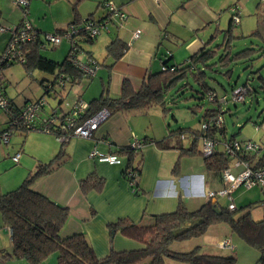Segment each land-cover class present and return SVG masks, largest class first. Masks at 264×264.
Wrapping results in <instances>:
<instances>
[{"label":"trees","instance_id":"trees-1","mask_svg":"<svg viewBox=\"0 0 264 264\" xmlns=\"http://www.w3.org/2000/svg\"><path fill=\"white\" fill-rule=\"evenodd\" d=\"M105 5L106 2L103 4V15L96 17L95 14H91L87 19L95 20L101 24L111 19L113 13H110V10L108 12ZM117 7L122 6L117 5ZM232 12L233 17L235 15L238 17L239 10L233 9ZM233 17L227 29L221 30L218 35L215 31L205 47L191 55L185 62L180 64L171 61L165 62L159 70L150 72L139 87H136L130 79L125 78L121 84L119 97H111L109 82H103L101 94L87 102L88 108L80 114L79 119L76 118L77 124L93 116L103 107H109L114 113L117 110H141L156 106L167 113L170 110L168 107L169 99L174 103L190 88L195 91L191 96L192 98L206 99L216 106L203 109L199 128L179 127L170 131V136L178 135L182 138L181 140L189 141L187 145L185 143L178 146L180 158L201 156L206 169L215 172L221 178L226 169H230L236 174L245 168V164L249 166L263 165L264 144L261 142H256L259 148L250 152L240 150L231 155L227 151H223L227 141L232 144L242 142L236 137L243 125L239 127L237 133L228 135L223 114L228 110L224 108L229 102L244 103L248 96L252 97L256 92L248 83L249 79L245 84L232 86L231 90L233 93L239 87L247 88L244 101H235L232 95L230 97L226 95L228 101L226 103L221 102L220 95L208 83L209 78L213 79L210 72L224 73L230 78L233 73L232 66L235 63L255 60L254 55L258 52L255 47H246L234 52L236 40L243 36L235 34L239 21L236 23ZM87 19L81 21L78 15H75L69 25L54 32L53 35L58 34L70 40V47L63 60H56L42 53V49H46L51 43L46 38H41L40 32L35 27L37 35L20 43L21 51L12 62L1 60L2 53L13 40L12 30L5 49L0 53V84L3 95L9 100V106L6 110L0 108L7 115L5 128L0 132L9 131L11 139L16 133L26 135L30 131L48 132L62 138L59 151L50 160L38 161L36 168L31 170L16 188L0 195L3 227H8L11 235V248L1 251L0 260L17 259L30 264H41L53 254H57L58 264H168L169 261L181 264H236L235 247L230 249L232 253L223 254L201 250L200 244L188 249L177 246L181 244L180 242L202 237L209 232L211 226L223 223L229 226L232 234L237 235L258 250L259 256L255 264H264V197L261 200L263 216L261 219H255L252 215V204L238 206L236 199L233 198L234 191L243 184L227 196H217L216 200L210 202L205 200L203 205L196 209H190L185 200L180 197L174 210L151 215L147 221L137 222L131 217L125 216L109 222L108 230L110 231L111 243H113L114 236L120 233L134 241L136 247L128 250L112 248L110 253L104 257L97 255L85 232L63 233V228L70 215L68 206L36 191L34 184L40 177L53 172L65 162L67 154L65 146L74 137V127H69L68 119L82 99L76 97L75 100L70 101L68 97L72 94L74 86L81 84L86 78H93L75 60L76 54L83 53L84 60L82 61L84 63L93 60L99 66L102 65L93 56V52L84 46L95 41V37H90L84 28ZM1 20L2 12L0 10V28L2 27ZM23 20L24 18L14 28L16 32L23 24ZM75 30L76 32H74ZM254 34L261 35L258 29L251 33V35ZM251 35L249 34V36ZM220 36L222 40L219 41ZM127 49L128 44L120 37L113 38L106 45L105 59L111 58L114 63L124 56ZM18 63L24 66L28 74L40 70L50 75V77L43 76L41 78L40 84L43 87V94L37 99L27 100L23 104H18L14 98L8 95L5 77V70ZM87 64L91 65L90 63ZM221 68L226 70L222 72ZM259 80L262 81V88L264 89V77L259 76ZM193 84H197L198 88H194ZM41 100H45L46 103L40 107L31 125L24 127L12 125L14 118L19 115L27 103L32 101L39 103ZM52 100L56 103L52 104ZM195 107H198V110H195ZM190 108L197 112L203 107L201 103H197ZM12 113L13 116H11ZM61 113L62 116L58 117L57 114ZM52 119L57 120L51 122ZM220 119L222 122L219 124ZM256 127L259 128V124H256ZM168 138L169 136L161 140H152L147 136L139 140L140 145L138 147L126 145L116 147L111 151V153L122 158L120 165L124 166V176L134 194L144 193L139 184L142 173L143 158L141 151L143 145L154 142L158 146L166 148ZM205 138L217 142V151L207 157L203 151ZM180 158L175 164V173L179 170ZM236 160L240 162L241 166H236ZM235 167H241V170L235 172L233 170ZM105 183V178L94 170L79 181V187L82 193L87 195L92 191L102 192ZM257 187L262 190L264 195V187L253 186L249 189ZM220 199H226L227 204L221 203ZM232 200L236 205L233 210L228 207V203ZM215 207H218L220 211H216ZM228 237L221 239L220 243Z\"/></svg>","mask_w":264,"mask_h":264},{"label":"crops","instance_id":"crops-1","mask_svg":"<svg viewBox=\"0 0 264 264\" xmlns=\"http://www.w3.org/2000/svg\"><path fill=\"white\" fill-rule=\"evenodd\" d=\"M83 1L68 0L74 16L78 15L81 21L91 14H95L96 17L103 15V4L108 1L122 6L128 15L125 23L121 27L117 26L116 32L113 33L111 29V27L115 28L114 25L105 28L110 30L106 45L113 38L120 37L128 44L127 51L114 63L111 58L100 61L102 65L97 70L98 73L101 68H105L103 73L105 80L101 79V91L103 82H109L110 96L113 98L120 96L121 84L125 78L139 87L150 72L159 70L165 62L171 61L176 64L185 62L191 55L205 47L215 31L218 35L221 30L228 28L233 17L232 10L238 6L237 3L231 5L227 26L221 28L226 13L221 10L222 1L219 4L217 0H93V5L86 6L88 10L91 9L89 11L80 8L79 5H82ZM1 12L2 20L6 21L2 10ZM238 18L240 19V14ZM1 25L5 30L7 29L5 24L1 23ZM34 27L38 32H42L39 26ZM63 27L65 25L56 27L54 32ZM13 29L8 28L9 32L5 35L7 43ZM137 29L141 30V35L135 39L134 32ZM63 40L59 45L63 44ZM7 43L2 47L1 52ZM5 77L8 86L10 81L6 74ZM76 86L72 89V95L84 100L82 88L77 90ZM27 100L29 99L17 103L23 104ZM162 114L163 111L156 106L141 110H117L99 125L91 137L74 136L67 142L65 162L53 172L40 177L34 184L36 191L68 206L70 215L63 228L64 234L85 232L96 251L103 254H109V250L114 247L115 250L133 249L136 243L134 241L133 244L127 243L126 237L120 233L114 236L120 241H115L114 247L111 246L109 222L125 216L137 222L140 219L147 221L148 218H143L144 213L151 216L172 211L177 207L180 197L185 200L189 208L191 206L190 209H196L205 202L206 190H219L224 187L223 177L208 171L203 159L197 156L180 158L178 146L185 144V140H181L178 135L170 136V126L166 129L165 117H162ZM6 122L7 115L4 111H0V130L5 128ZM261 128L263 130L261 140H251L264 144V123ZM32 132L34 131L26 135L16 133L17 140L14 141L16 147L12 146V149L9 147L12 139L8 144L0 143V195L16 188L28 173L36 168L38 161H48L59 151L60 140L56 136L48 132L36 131L41 132L39 135ZM147 136L152 140H161L167 136L169 138L166 140V148L154 142L143 145L142 173L139 179L140 189L144 192L142 194L133 193L124 176V166L99 162L89 157L90 151L94 148L104 153H111L116 147L133 145L136 140ZM18 153H20L19 161L15 162L13 157ZM179 158L180 167L175 173L174 167ZM94 170L105 178L104 189L100 193L92 191L84 195L80 190L79 181ZM233 170L238 172L241 167H235ZM239 190L240 188L237 189ZM250 190L241 193L240 197H243L241 203L245 201L246 193ZM211 228H214L216 240H220L215 253L225 254L222 251L224 248H220V242L225 237L231 235L233 237L229 226L218 224L210 227V230H213ZM212 240L215 239L212 238L210 241ZM240 240L242 239L239 237L235 239V247L238 248L242 242ZM10 248V229L3 227L0 212V253ZM234 252L236 253V248ZM254 255L258 259L259 252L254 251ZM50 261L51 259L48 263ZM22 262L26 261L0 260V264H24ZM168 264L179 263L169 261Z\"/></svg>","mask_w":264,"mask_h":264},{"label":"rangeland","instance_id":"rangeland-1","mask_svg":"<svg viewBox=\"0 0 264 264\" xmlns=\"http://www.w3.org/2000/svg\"><path fill=\"white\" fill-rule=\"evenodd\" d=\"M218 3L222 1L221 10L224 13V20L221 23L220 27L225 28L230 19L231 5L237 3V9L239 10L238 14H240L239 24L236 28L235 34L242 35L243 37L236 40L234 46V52H238L246 47H255L258 49V52L255 53L253 61L247 60L240 63H235L233 68V73L231 77L228 78L224 73H212L210 72V76L213 79H208V83L211 87H213L217 93L221 95H232V86L245 84L249 79L248 83L256 90V92L251 96L246 98V101L234 104L229 102L228 105L224 109H228L225 111L224 115V124L227 129L228 135L233 133H237L239 127H242L240 133L237 135V140L247 141V140H261L262 136V125L264 123V89L262 88V81L259 80V76L264 77V7L261 0H217ZM260 1V6L258 3ZM81 4V2H80ZM93 5V0H84L82 5H79L81 9L88 10L86 6ZM258 6V7H257ZM24 7L16 4L14 0H0V9L3 11V16L6 18V21L1 20L4 26H7V29L4 31H0V52L2 47L7 43L8 28H15L20 23V20L24 18L25 20L31 22L34 26H39L42 30L40 32L41 38H46V33L51 34L54 33V30L58 26L69 25V23L73 20V8L69 6L68 0H28V5ZM91 10V9H89ZM88 10V11H89ZM223 13V14H224ZM117 20V19H116ZM4 21V22H3ZM17 24V25H16ZM110 25H114L111 27L113 29V33L116 32L117 25L115 23H111ZM258 29L261 33L251 35L254 30ZM108 32L110 30L100 29L99 34L94 38L95 41L92 44L84 45L86 48L90 49L94 56L99 60L103 61L106 55V43L108 40ZM112 33V34H113ZM249 34L251 36H249ZM8 35V34H7ZM115 35V34H114ZM62 45L49 44L46 49H42V53L51 58H55L56 60H63L66 56L68 48L70 47V40L68 38L63 37ZM222 40V37L218 39ZM217 41V42H219ZM86 54L84 53V56ZM79 56L83 58V53H79ZM226 69L221 68V71L224 72ZM105 68H101L97 73L94 79L86 78L79 86L75 88L79 90L82 88L83 99L90 100L94 97L99 96L101 93V79L105 80L103 73ZM5 74L9 79V84L7 86V93L10 97L14 98L16 102H23L24 99L33 100L35 98H39L43 94V87L40 84L41 78L43 76L50 75L48 73L42 72L40 70H35L32 74H28L22 64H15L8 69L5 70ZM194 88H198L197 84H193ZM195 93V91L188 88L182 96L178 97L177 101L174 103L169 99V112H163L161 115L165 117V127L168 129L170 126V130H176L179 127H191V128H199L200 121L202 119L203 109L208 107H215V104L209 103L208 100L202 99L199 100L197 98H192L191 96ZM200 96V95H198ZM75 96L72 94L69 95L68 100H74ZM52 104L56 102L54 100L51 101ZM197 103L202 104V109L200 111L194 112L190 107ZM48 107V106H47ZM50 107V105H49ZM161 109V108H160ZM162 110V109H161ZM195 110H198V107H195ZM2 111V109H0ZM163 111V110H162ZM155 119V117L153 118ZM263 121V122H262ZM262 122V123H261ZM256 124H259V128L256 127ZM261 128V129H260ZM168 132V130H167ZM35 135L41 134V132H32ZM17 135L12 138V143L9 146L12 149V146H15V142L17 140ZM51 139V138H49ZM54 139V138H53ZM186 144L189 141H184ZM5 145V144H3ZM15 151H13L14 153ZM12 153V154H13ZM202 159L201 156H197ZM240 190H235L233 193V198L237 199L238 206H245L248 204H252V215L255 219H261L263 216V206L261 204V200L264 195L262 190L257 187L253 188V190L249 189L246 185H242L239 187ZM246 193V199L243 203L241 193ZM237 196H239L237 198ZM221 202L223 204H227L226 199H222ZM193 206V205H192ZM191 208V206H190ZM243 212V211H242ZM149 215L144 213L143 218H148ZM141 220V219H140ZM138 220V221H140ZM225 225V224H221ZM223 227V226H221ZM211 232H207L204 236L199 237L197 239H192L190 241L180 242L177 246L179 248H190L194 247L197 244H200L201 250L207 252H216L218 250V244L220 240H216L214 228H211ZM64 230V229H63ZM209 231V230H208ZM237 235L233 234L228 238L234 240V247L236 245L235 239ZM113 243L111 246L114 247L115 241H118V237H114ZM212 238L215 240L210 241ZM127 243H132L133 241L125 238ZM221 239V238H219ZM241 239V238H239ZM120 241V240H119ZM238 248H236V253H234L237 257L236 264H255L257 257L254 255V251L258 250L248 243L244 242V240H240ZM133 244V243H132ZM176 245V244H174ZM111 248V247H110ZM115 248V247H114ZM95 249V248H94ZM96 251V249H95ZM225 253H232L229 250L222 249ZM110 252V250H109ZM99 257H104L107 254H103L99 251H96ZM51 261L48 263V261ZM14 261H20L17 259H11ZM24 261V260H23ZM27 263V262H22ZM48 264H58L57 254H53L43 263ZM177 263V262H176ZM30 264V263H28ZM181 264V263H179Z\"/></svg>","mask_w":264,"mask_h":264},{"label":"built area","instance_id":"built-area-1","mask_svg":"<svg viewBox=\"0 0 264 264\" xmlns=\"http://www.w3.org/2000/svg\"><path fill=\"white\" fill-rule=\"evenodd\" d=\"M16 4H18L21 7H27L28 0H14ZM264 7V0H261ZM105 7L108 9V12L110 10V13H113V16L111 19L104 22V24H101L100 22H97L92 19H87L84 28L89 33L90 37H96L100 29L108 27L111 23H115L118 27H121L125 20L128 18L127 12L123 9V7H117L115 3L112 1L106 2ZM235 10H238L237 7H235ZM117 19V20H116ZM234 21L238 22L239 18L237 15L234 16ZM5 28L1 27L0 31H4ZM16 29L12 30L13 33V40L8 45V48L2 53L1 60L2 61H9L12 62L20 53L21 48H19V45L22 41H27L37 35V32L34 28V26L31 24V22L27 20H23V24L19 28V30L16 32ZM76 32V30L74 31ZM141 35V30L137 29L134 32V38H138ZM63 37L61 35H53L48 34L46 35V40L50 42L52 45H58L62 41ZM74 50V49H73ZM75 53V50L73 51ZM80 53V52H79ZM76 54V53H75ZM75 60L81 65L83 70L89 74V76L94 77L98 68L99 64H97L95 61L90 60V62L84 63L82 60H84L79 54H76ZM87 63H90L91 65H88ZM247 94V88L239 87L232 93V98L235 101H244L245 95ZM220 100L222 103H226L227 96L222 95L220 96ZM46 103L45 100H41L38 102H29L26 104V106L23 108V110L19 113V115L14 118V122H12V125L24 127L29 126L32 124L34 117L36 114H38V111L40 110V107ZM9 106V100L3 95L2 87L0 84V108H3L6 110ZM88 108V103L84 100L80 101L77 108H75L73 114L68 119L69 121V127L73 128V136L76 137H83V138H89L91 137L95 130L98 129L99 125L108 118L112 111L109 107H103L101 108L97 113H95L93 116L87 118L84 121H81L80 124H77L76 118L81 117L80 114L83 113ZM14 114L12 113L11 116ZM58 117L62 116L61 114H57ZM57 119H52L51 122H55ZM222 122V119L219 120V124ZM58 140H62L61 137H57ZM11 139V133L9 131H1L0 132V143H8ZM226 143V144H225ZM223 151H227L231 155L235 154V151H253L259 148V145L253 141V140H247L242 141L241 143L235 142V143H228L225 142ZM140 145V141L136 140L133 143L134 147H138ZM217 142L205 138L204 139V155L211 156L217 151L216 148ZM20 157V154H16L13 159L15 161H18ZM89 157L92 159H95L99 162H105L112 165H120L122 164V158L116 154L113 153H104L102 151H99L97 148H94L90 151ZM236 166H241L239 161H235ZM245 168L241 170L239 173H233L230 171V169H226L223 172V179H224V187L220 190H206L204 194V199L207 202H210L212 199L216 198L217 196H227L229 195L233 190L238 188L240 185H246L248 188H251L253 186H260L264 187V164L263 165H257V166H249L248 164L244 165ZM135 173V172H134ZM133 173V175H134ZM228 207L230 209H235L236 205L234 201H230L228 203ZM221 247L227 248V249H234V245H232V242L229 238L225 239L221 243Z\"/></svg>","mask_w":264,"mask_h":264},{"label":"water","instance_id":"water-1","mask_svg":"<svg viewBox=\"0 0 264 264\" xmlns=\"http://www.w3.org/2000/svg\"><path fill=\"white\" fill-rule=\"evenodd\" d=\"M214 202H215V201H214ZM214 209H215L216 211H218V212L220 211V209H219L218 207H215Z\"/></svg>","mask_w":264,"mask_h":264}]
</instances>
